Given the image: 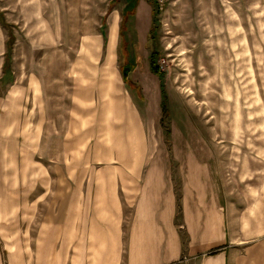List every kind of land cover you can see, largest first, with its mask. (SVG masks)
<instances>
[{
	"label": "rangeland",
	"instance_id": "1",
	"mask_svg": "<svg viewBox=\"0 0 264 264\" xmlns=\"http://www.w3.org/2000/svg\"><path fill=\"white\" fill-rule=\"evenodd\" d=\"M147 1L138 25L131 0H0V178H28V187L33 178H219L238 236L251 233L256 248L264 244V0ZM106 62L109 85L116 80L135 111V147L126 118L111 116V144L98 119ZM90 64L87 82L70 73ZM16 181L0 182L1 250L7 223L21 220L18 205L8 214L5 206L19 201ZM44 211L29 203L23 221ZM35 233H24L30 250ZM244 264H264V253Z\"/></svg>",
	"mask_w": 264,
	"mask_h": 264
},
{
	"label": "crops",
	"instance_id": "2",
	"mask_svg": "<svg viewBox=\"0 0 264 264\" xmlns=\"http://www.w3.org/2000/svg\"><path fill=\"white\" fill-rule=\"evenodd\" d=\"M147 2L135 0L129 22L146 23L150 13ZM120 12L123 18L121 9ZM114 17L117 42V9L107 21V55ZM80 38L92 39L88 33ZM96 39H102L101 35ZM92 67L90 64L89 69L78 70L71 66L70 73L87 82L91 75L87 72H93ZM95 68L94 72H98V65ZM109 76L106 62L102 66L99 96L103 103L98 115L106 142L112 143L107 130H113L115 124L110 119L116 114L127 119L124 133L135 147L141 137L135 111L117 90L116 80L112 87L109 85ZM112 77L116 79L115 74ZM133 146L130 154L135 159L139 149L135 151ZM13 179L0 178V182H15ZM33 179L37 185L28 187L23 185L28 178H19L18 203L10 197L5 202L7 214L18 205L21 220L18 224L7 223V246L0 248L2 264H244L264 253V244L248 247L251 233L238 236L219 178ZM29 203L36 213L40 206L45 207L36 223L23 221L24 215L28 216ZM33 227L36 233L30 250L25 234Z\"/></svg>",
	"mask_w": 264,
	"mask_h": 264
},
{
	"label": "trees",
	"instance_id": "3",
	"mask_svg": "<svg viewBox=\"0 0 264 264\" xmlns=\"http://www.w3.org/2000/svg\"><path fill=\"white\" fill-rule=\"evenodd\" d=\"M133 1H135V0H131V2H133ZM130 4H132V3H130ZM132 6H134V4L131 5V7H132ZM129 10H130V11H129ZM129 10H128V11L132 13V12H133V7H132L131 9H129ZM123 19H124V15H123ZM123 19H122V20H123ZM123 25H124V23L121 22L120 30H122ZM152 30H153V29H150L151 32H152ZM121 35H122V39H123V37H124L125 35H124L122 32H121ZM123 35H124V36H123ZM122 41H123V40H121V42H120L119 48H121V46H122ZM153 71L157 73V72H158V69L155 67Z\"/></svg>",
	"mask_w": 264,
	"mask_h": 264
},
{
	"label": "built area",
	"instance_id": "4",
	"mask_svg": "<svg viewBox=\"0 0 264 264\" xmlns=\"http://www.w3.org/2000/svg\"><path fill=\"white\" fill-rule=\"evenodd\" d=\"M166 1H167V0H156V2H157L159 5L165 3Z\"/></svg>",
	"mask_w": 264,
	"mask_h": 264
},
{
	"label": "water",
	"instance_id": "5",
	"mask_svg": "<svg viewBox=\"0 0 264 264\" xmlns=\"http://www.w3.org/2000/svg\"><path fill=\"white\" fill-rule=\"evenodd\" d=\"M127 71H128V67H126V68L123 70V74L126 75V74H127Z\"/></svg>",
	"mask_w": 264,
	"mask_h": 264
}]
</instances>
